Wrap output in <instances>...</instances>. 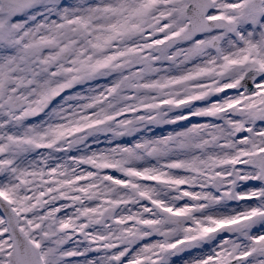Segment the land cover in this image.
I'll return each instance as SVG.
<instances>
[{
  "label": "rangeland",
  "instance_id": "374dc122",
  "mask_svg": "<svg viewBox=\"0 0 264 264\" xmlns=\"http://www.w3.org/2000/svg\"><path fill=\"white\" fill-rule=\"evenodd\" d=\"M254 1L213 0L236 28L189 42V0H35L0 31L27 100L0 132V196L39 264H264V78L219 92L264 68Z\"/></svg>",
  "mask_w": 264,
  "mask_h": 264
},
{
  "label": "water",
  "instance_id": "95a60500",
  "mask_svg": "<svg viewBox=\"0 0 264 264\" xmlns=\"http://www.w3.org/2000/svg\"><path fill=\"white\" fill-rule=\"evenodd\" d=\"M34 0H6L9 5L18 6L21 8H28ZM260 0H255L254 5L258 6ZM212 0H189V5L186 8V17L188 24L180 32L181 38L188 42L194 40L206 33L216 30L236 28L233 20L222 17L208 18L211 9ZM219 45L218 41L213 42V48L216 49ZM46 48L50 44H45ZM35 48H39L36 44ZM71 55L69 50L62 51L56 61H67ZM264 78V69L249 70L244 76L232 86L224 89L225 93L243 92L254 94L257 90L256 84ZM23 108L18 106L17 111ZM109 213L106 211L105 215ZM0 215L3 217L11 239V253L9 255L7 264H39L38 250L29 243L23 232L18 226L16 216L11 209L9 203L0 196ZM247 256H239L229 261L227 264H243Z\"/></svg>",
  "mask_w": 264,
  "mask_h": 264
},
{
  "label": "flooded vegetation",
  "instance_id": "af4514ba",
  "mask_svg": "<svg viewBox=\"0 0 264 264\" xmlns=\"http://www.w3.org/2000/svg\"><path fill=\"white\" fill-rule=\"evenodd\" d=\"M7 10L11 12L12 16L10 21L2 26L1 17ZM21 11L22 9L18 7L7 6L5 0H0V31L8 32L10 28L14 31L13 27L17 26L19 21L16 15L20 14ZM16 32L17 30L15 33ZM10 37L11 35L9 34L8 38L11 39ZM11 42L12 39L7 42V44L11 45ZM1 44H3V40L1 41L0 39V132H4L12 127L8 124L9 119L6 117L11 115L10 117L12 118L10 122H12L15 116H19L23 112L15 111L17 104L20 103L18 99L24 100L23 104H25V108L27 100L24 99V90L18 86V82L21 81L20 75H22L23 61L20 50L17 46L8 50L6 47H2ZM58 53L59 51H57L52 58L54 62ZM30 123H33V121H30Z\"/></svg>",
  "mask_w": 264,
  "mask_h": 264
},
{
  "label": "bare ground",
  "instance_id": "6f19581e",
  "mask_svg": "<svg viewBox=\"0 0 264 264\" xmlns=\"http://www.w3.org/2000/svg\"><path fill=\"white\" fill-rule=\"evenodd\" d=\"M43 131V130H42ZM21 152V151H20ZM21 154V153H20ZM22 154H24V148H22ZM36 155V154H35ZM41 156L43 155L42 153L40 154ZM32 160H34L35 162H36V160H35V158H32V159H30V160H27V161H30V162H33ZM130 183V182H129ZM129 186V185H128ZM124 191V189H121V188H118V187H116V188H113V192H115V193H117V194H121L122 192Z\"/></svg>",
  "mask_w": 264,
  "mask_h": 264
}]
</instances>
